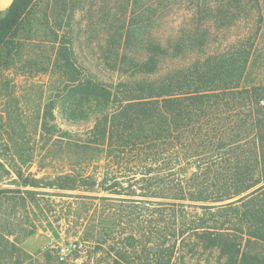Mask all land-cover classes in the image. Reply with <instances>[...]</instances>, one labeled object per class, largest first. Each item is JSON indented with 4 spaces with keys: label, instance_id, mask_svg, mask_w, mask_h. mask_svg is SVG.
I'll list each match as a JSON object with an SVG mask.
<instances>
[{
    "label": "trees",
    "instance_id": "16d2710c",
    "mask_svg": "<svg viewBox=\"0 0 264 264\" xmlns=\"http://www.w3.org/2000/svg\"><path fill=\"white\" fill-rule=\"evenodd\" d=\"M105 1L104 57L80 56L53 29L47 41L58 105L41 117L40 169L56 156L60 168L43 187L83 193L48 209L60 213L50 228L73 231L76 249L95 247L106 264H264V86L251 78V36L231 40L262 15L257 1ZM34 3L15 0L0 18V64ZM56 110L79 128H59ZM7 237L0 264H21Z\"/></svg>",
    "mask_w": 264,
    "mask_h": 264
},
{
    "label": "rangeland",
    "instance_id": "374dc122",
    "mask_svg": "<svg viewBox=\"0 0 264 264\" xmlns=\"http://www.w3.org/2000/svg\"><path fill=\"white\" fill-rule=\"evenodd\" d=\"M256 1L254 11L259 7L262 15L256 13L240 27H234L231 40L251 36L255 62L251 78L264 86V0ZM66 4L65 0H35L32 14L21 28L17 48L11 56L5 52L0 64V164L6 165L5 169L0 166V235H8V240L17 245L21 264L107 263L102 252L95 247L83 243L76 249L75 243L79 238L73 231L68 232L66 228L54 231L50 228V223L53 227L58 226L55 221L60 213L54 214L48 209L59 211L64 203L74 201L70 195L83 193L43 187L45 181L42 178L48 174L55 175L56 169L60 168L55 162L59 160L58 156L54 158L53 167L40 169L44 158V153L40 152L41 117L46 105H58V93L50 74L53 72L50 66L53 46L47 43L54 40L51 30L58 33L61 42L74 41L76 53L83 56L84 52L90 59L104 57L108 41L107 1L93 0L84 9L70 11ZM7 11L0 10V18ZM258 26H261V31L255 34ZM79 27L82 31L78 30ZM224 37L225 34L221 36ZM81 62L87 71L91 70L87 61L81 59ZM54 115L59 128L72 131L79 128L64 125L58 110ZM54 133L57 135V132ZM34 155L35 162L30 165L29 160ZM19 170L22 174L20 178L16 174ZM27 178L38 180V187H26L24 180ZM25 191H34L36 195L29 196ZM92 194L107 196L104 192ZM62 249H66L67 253L64 260L60 259ZM3 263L15 264V261Z\"/></svg>",
    "mask_w": 264,
    "mask_h": 264
},
{
    "label": "water",
    "instance_id": "95a60500",
    "mask_svg": "<svg viewBox=\"0 0 264 264\" xmlns=\"http://www.w3.org/2000/svg\"><path fill=\"white\" fill-rule=\"evenodd\" d=\"M15 0H0V10L7 11Z\"/></svg>",
    "mask_w": 264,
    "mask_h": 264
},
{
    "label": "built area",
    "instance_id": "2783aa9c",
    "mask_svg": "<svg viewBox=\"0 0 264 264\" xmlns=\"http://www.w3.org/2000/svg\"><path fill=\"white\" fill-rule=\"evenodd\" d=\"M66 255H67L66 249H62L61 252H60V259L64 260L66 258Z\"/></svg>",
    "mask_w": 264,
    "mask_h": 264
}]
</instances>
